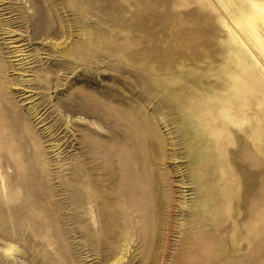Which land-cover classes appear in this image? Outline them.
Listing matches in <instances>:
<instances>
[{"label": "rangeland", "instance_id": "rangeland-1", "mask_svg": "<svg viewBox=\"0 0 264 264\" xmlns=\"http://www.w3.org/2000/svg\"><path fill=\"white\" fill-rule=\"evenodd\" d=\"M251 1L0 0V104L16 108L14 121L0 118V264H264V13ZM193 80L200 88L246 91L248 111L259 99L258 142L247 139L243 148L235 135L231 145L241 164L239 197L224 223L208 213L211 243L194 246L187 205L199 185L183 157L191 148L179 116L188 108L177 100L199 92L189 90ZM81 91L113 120L77 111ZM136 133L150 153L147 192L117 199L129 187L121 155ZM100 140L107 158L98 154ZM201 145L195 140L192 149ZM257 176L263 219L255 248L237 222Z\"/></svg>", "mask_w": 264, "mask_h": 264}, {"label": "bare ground", "instance_id": "bare-ground-1", "mask_svg": "<svg viewBox=\"0 0 264 264\" xmlns=\"http://www.w3.org/2000/svg\"><path fill=\"white\" fill-rule=\"evenodd\" d=\"M251 6L256 7L262 13H264V2H260V1L256 2V1L252 0ZM32 17H33V15H32ZM41 17L42 16H40V18ZM254 17H255V15H253V12H251V11L247 12V14L245 16L246 20L249 21L250 24H252L251 21L253 20ZM263 20H264V17H263ZM236 22L241 23V20H236ZM30 23H29V25H30ZM44 24H47V23H44ZM50 28H51L50 30H47V31H49V33L55 31L54 29H52V27H50ZM43 35H45V34H43ZM260 37L262 40H264V34L261 33ZM38 45H40V43ZM28 50H30V49H28ZM13 53H15V52H13ZM63 53H64V51H63ZM2 57H4V56H2ZM35 60H36V58H35ZM1 62H3V61H1ZM6 63H7V61H6ZM11 63H12V61H11ZM26 63H28V62H26ZM7 64L9 65V63H7ZM0 68H3L2 65H0ZM0 75H2V74H0ZM9 82H7V84ZM19 82H20V80H19ZM11 83L12 82H10L9 84H11ZM240 84L241 83H237V82L234 83V86L236 87V89L240 88ZM198 85L199 84H197V82L195 80H193V82L190 84V87H189V90L198 89L199 92H197L196 95L193 92H191L190 96L188 97L187 94L183 93V95H182V93H179V95L177 97L179 105L180 106H186L188 108L187 112L185 114H182L181 116H179V118H180L179 119V121H180V135H183V137L186 138V140H185L186 143H187V140L189 141V145L191 148V150L187 151L183 157L189 161L187 168L189 170L192 182H196L199 185V187L197 188L196 195H195V200L194 201L192 200L191 203L189 205H187V209H189V215L187 217V222L190 223L188 230L196 235V241H193V239H191L189 241L188 237H187V240L189 242L193 243V246L195 245V243H199V242L204 243V245L211 243V232H212V230H211V215L208 213L209 212L212 214L218 213L219 216H221V222L220 223H224L226 221V218H227L228 210L232 209V206L234 205V203H236L235 200L238 196L237 191H238V187H239V181L237 180L236 173H237V171H239L238 169H239V167H241V164L238 160H236L233 156H231V154H232L231 145L234 144L235 139H237L235 135H237L238 137H241L240 140H241V145H243V148L245 146V140L252 138V140L256 143L259 140V138H258L259 99L255 98V100L253 101L255 105L253 107H251V111H248V109H250L249 108L250 105H247L246 102L244 101V99L246 98L245 95L249 96V93H247L246 91H242V90L234 91V90H232V88L230 89L229 86H225V85L222 88L219 87L217 90L215 88L211 89V85L210 86H201L202 88H200ZM202 91H204V92H202ZM199 93H200V97L198 99L197 94H199ZM86 94L87 93L85 91L84 92L81 91V95L78 96V97L81 96L80 98H81L82 102L78 105L77 111L83 113L87 117L93 118L96 121L102 119V122H104L108 119L114 118V116H111V115L109 117H112V118L104 117L105 115H103L104 113H102V112H104L103 111L104 109L101 108V103L98 102L99 99L97 100V98H96L97 101L94 102L93 100H91L92 98L91 99L87 98ZM4 96L6 97V95H4ZM211 98L214 100L213 104H211ZM76 101H78V100H76ZM90 101H92V102H90ZM71 103H72V101H71ZM74 104H76V103H74ZM71 107H72V105H71ZM15 109L16 108H14L12 106V104H10L9 106H7V105L5 106L3 104H0V118H2L3 121L5 120L6 122L14 121V115H12V114L15 111ZM106 115H108V114H106ZM0 123H1V121H0ZM106 124H108V123H106ZM130 124L134 125L133 122ZM130 124H128V125H130ZM110 126H112V123H110ZM135 130L140 132L136 128H135ZM100 131H99V133H103L102 131L101 132ZM106 135H109V133ZM109 136H112V133ZM110 138L112 139L113 137H110ZM107 139H109V138H107ZM200 139H202L204 141L205 145H201L198 148L192 149L195 140H200ZM19 142H20V140H19ZM21 143H19V144L21 145ZM88 143H90V142L88 141ZM88 143H85V144H88ZM99 143H100V149L98 151V154H101L102 157L104 156L105 158H107V154L110 153L107 150L108 149L107 143L105 141H102V140H100ZM97 144H98V141H97ZM127 144H128L130 153L128 155L122 154L121 158L124 160V164H127L128 167H125V170L122 172V174L120 176L122 177V181L124 180V177H126V183L129 185V187H126V189L117 190V193H116L117 199H119L123 196L131 197V194L134 193L135 190H138L139 192H141L143 194H146V192H147L146 186L144 185L147 183L146 182L147 173H144L143 166L150 156L149 148L146 145V143L144 142V140H142L141 138H137V133H136V139L133 138L129 142L127 141ZM83 147H85V146H83ZM88 147L89 146H87V148ZM92 147L94 148V146H92ZM20 148H22V146ZM98 148H99V146H98ZM25 150H26V148H25ZM25 150H23V153H25ZM93 152H95V151H93ZM90 153H91V151H90ZM243 154H248V153H246L244 150ZM196 156H198L201 159V162L196 159ZM4 157H6V156L4 155ZM27 159H28V157H27ZM100 159H99V161H101ZM18 160H19V158L17 159V161ZM106 161H109V160H106ZM24 163H26V162H24ZM180 163H183V162L180 161ZM180 163H179V165H180ZM8 166H9V164H8ZM203 166H206L207 169L211 170V187L205 185V183L207 181V176H206L207 171H206L205 167H203ZM9 168H10V166H9ZM28 169H29V167H28ZM87 170H89V168ZM256 175H257V172H256ZM120 176H119V173H116V179H118V182H121ZM97 178H99V177H97ZM1 180H2V178H1ZM166 181H168L169 185H171L170 183H172V181H170V180H166ZM164 184H165V179L164 180L160 179V182L157 184V189L159 186H161V189L163 190ZM259 186H260V182H259L258 176H257L255 179V182L253 184V190L251 192L249 206L246 208L241 206V209L238 208L239 214L242 210L244 211V214H243L242 218H240L237 222L239 227L244 226V228L247 231L246 239L249 241V242L247 241V244L248 243L254 244L255 248H257L258 243H259V235L262 231V219H263V217L261 216V208H263V207H261V195H260V191H259ZM129 203L130 204L128 205V208L126 210L127 214L134 210V204L131 202H129ZM181 204H184V201H182ZM140 207L142 209V212H144L145 205L141 204ZM262 210H264V208ZM237 212H238V210H237ZM237 212H236V214H237ZM263 235H264V233H263ZM239 248H243V247L240 246ZM234 264H249V262L245 261V260L244 261L236 260V261H234Z\"/></svg>", "mask_w": 264, "mask_h": 264}]
</instances>
